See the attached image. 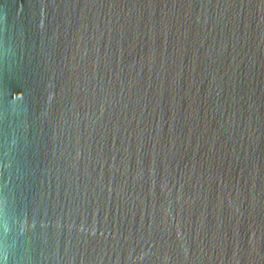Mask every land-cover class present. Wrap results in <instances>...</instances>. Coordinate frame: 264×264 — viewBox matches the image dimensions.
Here are the masks:
<instances>
[{
    "label": "water",
    "instance_id": "95a60500",
    "mask_svg": "<svg viewBox=\"0 0 264 264\" xmlns=\"http://www.w3.org/2000/svg\"><path fill=\"white\" fill-rule=\"evenodd\" d=\"M0 264H264V0H0Z\"/></svg>",
    "mask_w": 264,
    "mask_h": 264
}]
</instances>
